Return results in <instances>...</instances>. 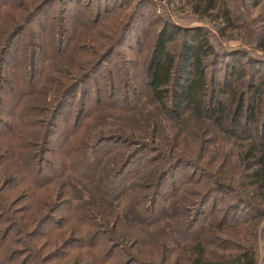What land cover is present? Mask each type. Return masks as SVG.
Wrapping results in <instances>:
<instances>
[{
  "label": "trees",
  "instance_id": "trees-1",
  "mask_svg": "<svg viewBox=\"0 0 264 264\" xmlns=\"http://www.w3.org/2000/svg\"><path fill=\"white\" fill-rule=\"evenodd\" d=\"M197 1L194 12L201 18L216 12L214 21L233 27L222 0ZM263 2L259 0L254 6ZM22 29L20 25L10 37H0V142L4 143L0 145V212L7 215V232L25 236L30 228H38L42 213L57 210L52 209L54 200L50 201L54 191L73 212L69 219L86 225L85 233L75 234L86 239L81 248L97 253L95 264H108L116 257V250L122 252L129 245L138 254L131 259L134 264H153V257L161 253L165 255L161 264H257L251 244L255 236L249 231L253 225L242 230L246 235L235 234L239 243L233 248H206V233L221 229L220 223L212 221L213 216L205 218L204 207L213 189L198 192L203 181L211 177L198 178V173L203 174L198 166L203 160L199 155L201 139L196 133H181L192 123L195 129L208 127L212 133L241 143L231 156L241 169L224 181L228 184L221 182L217 187L232 190L237 186L251 200L249 207L256 210L253 219L264 218V76L259 85L249 86L253 88L250 92L240 90L245 80L251 79L242 60L254 64L247 52L232 51L227 55L232 62L225 65L220 78L209 76L208 69L218 56L204 29L164 23L144 68V91L122 87V96L117 98L114 82L108 79L109 86L96 87L93 96L81 93L83 109L71 118L76 96L82 92L80 86L106 62L114 47L81 75L76 73L81 68L78 63L90 55L77 53L75 47L68 49L66 53L76 54L78 63L72 65L75 75L71 76L75 77L65 90L61 80L49 78L50 73L36 72L37 54L31 50L20 57L21 65L15 62L7 66L11 40ZM217 31L225 36L222 29ZM176 37L182 41L178 60L167 47ZM259 39L256 49L264 52V37ZM251 41L249 36L245 44L252 45ZM106 74H112L117 82L129 75L118 71ZM65 78L68 80L67 75ZM69 92L75 97L68 105L70 112L64 113L63 98ZM103 97L112 100L103 101ZM143 100L150 102L152 110L149 106L145 110ZM91 108L97 116L88 122ZM186 141L192 146L188 151L180 147ZM22 182L29 202L38 204L21 211L29 216L18 219L13 217L17 202L9 200L7 192ZM189 187L195 188L193 196L187 193ZM238 226L236 221L233 228Z\"/></svg>",
  "mask_w": 264,
  "mask_h": 264
},
{
  "label": "rangeland",
  "instance_id": "rangeland-1",
  "mask_svg": "<svg viewBox=\"0 0 264 264\" xmlns=\"http://www.w3.org/2000/svg\"><path fill=\"white\" fill-rule=\"evenodd\" d=\"M257 1L259 0H222L228 6L233 24L232 28H225L226 25L221 20L212 19V15L215 16L216 12H208L211 16L209 18L208 16L201 18L199 14H196L195 7L199 6L197 0H54L48 4H46L47 0H0V37H8V35L10 37L16 27L23 25V29L11 40L12 48L7 57V66L15 62L21 65L20 57L31 50L37 54L36 72L43 75L50 73L49 78L61 80L65 90L69 89L75 77L71 76L75 75L72 65L78 63L76 54L66 53L68 49L75 47L81 50H77V53L84 52L90 55L84 59L82 55L83 63H78L81 68L76 73L81 75L90 71L107 50L114 47V51L106 58V62L80 86L79 89L82 92L77 94L71 110L72 115L69 116L74 118L76 113L83 109L79 103L81 93L87 92V97L93 96L96 87L102 89L104 86H109L108 79L114 82L113 86L117 91L114 94L117 98L122 96L120 92L122 87H125L124 90L131 89L138 93L144 91L143 73L145 74L146 62L152 54L160 29L164 23L168 22L185 29L197 27L204 29L218 56L217 61L212 62V68L208 69L209 76L215 75L216 78H220L225 65L232 62L227 56L232 51L247 52L249 61L254 64L250 65L246 59L242 60L241 63L247 69L251 79L247 78L240 90L246 89L250 92L253 88L249 86L259 85L263 80L261 75L264 76V52L256 49V42L260 40V37H264V2L255 7L254 4ZM5 3L13 9L7 5L4 6ZM222 14H220L221 17ZM218 29H222L225 33L224 37L219 35ZM249 36L253 37V41L250 42L252 45L245 44ZM167 47L178 60L182 47L181 38L176 37ZM251 67L261 68L260 73L254 72ZM115 71L129 75L121 81L118 77L119 82H117L116 77L112 78V74L109 76L106 74V72ZM66 75L68 80L65 78ZM107 95L108 92L105 97ZM74 97L75 94L70 92L64 95L66 106L62 112H70L68 105L73 102ZM107 99L111 98H105L103 101ZM144 102L147 105L145 110L148 106L152 110L150 102L143 100ZM92 109H90L91 118L88 122L97 116ZM193 127L190 123L188 127L182 128L181 133L182 135L196 133L202 141L199 155L203 160L198 163V166L203 174L198 173V178L209 175L211 180H204L198 192L204 194L209 187H211L210 190L213 189L208 204L204 207L205 218L213 216L212 221L215 220L218 225L220 223L219 227H221L219 231L211 230L206 233V248L210 251H217L221 246L233 248L239 243L238 238L234 239L235 234L239 232L241 235H246L242 230L251 228L253 225L249 231L255 236L251 244L256 250V263L264 264V218L253 219L257 215L256 210L249 207L251 200L243 196L242 190L237 186L232 190L217 187L221 182L223 185L228 184L224 181L229 180L241 169L235 158L231 157L241 143L228 140L219 132L212 133L208 127L201 129ZM2 131L3 126H0V132ZM2 144L4 143L0 142V145ZM184 144H180L182 150L192 149L189 142L186 141ZM224 155H226L225 158H223ZM185 162L188 161L185 160ZM214 181L217 183L214 184ZM4 183L7 185V180ZM26 189L27 186L22 182L7 192L9 200L17 202L14 218L19 219L23 215L27 218L29 215L21 211L32 204H38L36 201L29 202ZM194 189V187L187 188V193L193 196ZM57 195L53 191L50 197V201L54 200L52 209L57 210L42 213L39 227L30 228L25 236L15 235L11 231L8 233L7 215L0 212V264H95L93 260L97 259V253L81 248V243L82 245L87 243L86 239H81L82 235L75 234L79 231L85 233L86 225L79 224L82 222L78 223V220L69 219L74 217V214L71 210H67L66 202L61 196L57 198ZM193 199L195 198L191 201H195ZM0 205H2L1 198ZM254 205H258L256 209L260 208L259 204ZM80 217H82L81 214ZM199 221L202 223V218H199ZM236 221L239 222L237 229L233 228ZM61 222L62 226L57 228L58 223ZM164 222L167 223V220ZM135 251L136 249H133L131 245L123 247L122 252L116 250L114 252L116 257L108 264H134L131 259L138 256ZM164 256L162 253L154 256L152 263L161 264V257Z\"/></svg>",
  "mask_w": 264,
  "mask_h": 264
}]
</instances>
